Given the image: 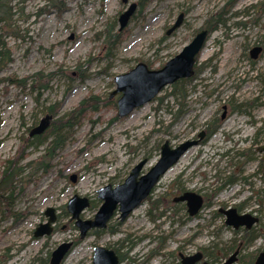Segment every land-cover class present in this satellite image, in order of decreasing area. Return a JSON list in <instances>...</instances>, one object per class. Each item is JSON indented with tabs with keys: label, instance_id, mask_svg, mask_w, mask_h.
Instances as JSON below:
<instances>
[{
	"label": "rangeland",
	"instance_id": "374dc122",
	"mask_svg": "<svg viewBox=\"0 0 264 264\" xmlns=\"http://www.w3.org/2000/svg\"><path fill=\"white\" fill-rule=\"evenodd\" d=\"M15 1L22 18L15 26L24 37L7 39L13 61L0 76L20 78L60 68L64 74L53 80L50 90L42 93L38 102L35 93L21 92L13 86L5 91V83L0 82V162L15 152L19 136L28 134L26 129L35 117L37 122L43 117L40 112L45 105L61 101L64 112L90 93L105 98L115 88L114 76L134 67L136 58L154 61L156 68L180 52L210 14L225 8V24L209 34L198 59V65H203L197 77L185 85L187 96L182 107L167 86L154 100L123 117L114 119L116 107L103 106L75 129L72 139L53 161L52 169L43 175L36 172L35 182L30 181L16 200L15 211L26 215L17 222L11 217L0 221V264H41V259L66 241L74 244L61 264H92L95 245L118 247L124 255L121 264H176L167 252L178 245L187 250L180 252L189 254L199 246L225 244L233 238L238 243L240 234L234 235L229 227L221 228L223 218L212 216L219 207L245 201L242 212L260 210L264 223V178L257 170L259 156L248 158L254 148L256 128L264 121L260 81V75H264V0H151L130 18L128 32L112 58H105L97 37L106 23L117 30V17L126 7L121 0ZM58 2L62 4L60 12L52 7ZM181 12V26L162 41L165 30ZM257 45L263 48L252 66L245 54ZM88 58H93L87 69L89 76L80 82L75 66ZM258 96L262 104L247 110L249 115L230 110L229 101L237 105ZM224 104L227 111L220 128L204 144L190 148L161 177L151 194L153 201L167 193L163 197L165 204L185 190L204 194L207 205L197 218L183 224L176 222L175 217L169 216L184 210L181 203L171 202L160 208L165 217L154 222L148 213L150 201H144L123 224L118 225L117 218H113L111 230L96 234L90 231L79 238L65 209L69 198L77 194L96 202L97 188L111 183L116 175L118 180L124 178L143 156L153 165L159 157L157 144L168 140L174 146L192 137L209 119L221 118ZM263 140L264 136L259 138V142ZM44 146L30 148L26 160L39 156ZM71 175H75L74 182ZM97 205L98 202L94 208L85 209L82 217L92 218ZM47 207L54 208L57 214L54 229L48 236L35 238L33 230L46 221L43 212ZM263 248L261 235L241 253Z\"/></svg>",
	"mask_w": 264,
	"mask_h": 264
},
{
	"label": "water",
	"instance_id": "95a60500",
	"mask_svg": "<svg viewBox=\"0 0 264 264\" xmlns=\"http://www.w3.org/2000/svg\"><path fill=\"white\" fill-rule=\"evenodd\" d=\"M126 3L127 0H122ZM137 4L132 2L128 7L118 15V29L122 30L129 23L130 18L135 13ZM183 14L180 13L174 24L169 28L167 34L176 29L182 21ZM208 35L207 30L202 29L196 33L192 40L186 44L183 49L175 56L170 58L163 66L159 68H149L146 63L139 61L129 71L115 75L113 82L115 88L110 96L118 95L116 104V114L123 117L131 113L135 108L143 106L151 101L162 88L170 85L182 78H190L193 73V67L196 57L201 51ZM259 47L254 48L255 54ZM52 116L47 114L29 131V136L43 133L50 124ZM202 133L199 134V137ZM197 140H185L175 147H171L168 140L160 147V155L157 161L151 166L147 173L139 175L140 169L146 163L144 158L136 164L123 183L116 187L105 185L97 189V197L102 204L91 219H82L81 212L89 206V200L86 196L73 195L66 203V210L70 218L74 220L75 226L79 230V237L84 238L87 232L93 228H103L113 214V211L119 206L120 217L124 219L130 211L137 207L151 192L153 186L159 178L171 168L185 154L187 150L197 145ZM261 153V159L264 161V142L257 147ZM264 172V163L262 166ZM72 182L75 181V175L70 176ZM174 200L186 201L188 212L192 215L197 213L202 205V197L194 192H185ZM225 215V225L237 229L241 226L250 227L257 222V218L250 213H238L235 208L230 207L220 210ZM47 218L45 222L39 223L33 231L34 237H43L51 234L53 225L56 222L55 209L47 207L44 212ZM71 242H62L50 254V264H61L65 258ZM201 258L198 252L195 256L182 260L183 264H193ZM236 259V252L229 256L223 264H232ZM118 256L112 249L104 246H95L93 250L92 264H118ZM203 264H208L204 262ZM254 264H264V251L260 252Z\"/></svg>",
	"mask_w": 264,
	"mask_h": 264
},
{
	"label": "trees",
	"instance_id": "16d2710c",
	"mask_svg": "<svg viewBox=\"0 0 264 264\" xmlns=\"http://www.w3.org/2000/svg\"><path fill=\"white\" fill-rule=\"evenodd\" d=\"M150 1L151 0L137 1L139 13ZM52 7L55 8L57 12H60L62 4L61 2H58L53 4ZM43 9H47L46 12H49V8L44 7ZM20 11L21 9L18 8L17 1L0 0V74L4 71L7 65L13 61L12 50L8 46L7 39L10 37L14 39H23L24 37V35L20 33L19 28L15 26V22L18 19H22L20 17ZM224 16L225 8H222L217 13L210 14L204 20L202 27L207 28L208 31L212 33L225 24ZM112 21L115 22V19ZM106 25L107 26L98 33L97 38L102 42V50H104L105 58H112L115 49L126 36L128 27L118 31L115 29L113 24L106 23ZM26 31V29L22 30L24 34H26ZM92 59L93 58H88L84 61H79L75 66L76 79L78 81H84L89 76L87 69L89 62ZM135 60L139 61L141 59L136 58ZM144 62L148 65V67H154V61L144 60ZM61 69L62 68L49 72L38 71L20 78L16 76H0V82L5 83V91H7L9 86H13L18 88L21 92L29 91L35 93L36 95L34 98L38 102L42 93L50 90L53 80L59 74L63 73ZM191 79L192 78L181 79L170 86L171 95L180 100V107H182V102L187 96L185 85L189 84ZM263 80L264 77H262L261 82H263ZM66 89L68 90L69 87ZM254 101L255 99L251 101H244L237 105L233 104L231 101V107L232 109H247L249 105L251 106L254 103ZM103 106L115 108V100L110 98L109 95L102 98L97 94L90 93L84 96L70 110L64 112H61V101L52 102L42 108L40 112L41 114H49L52 116V120L48 128H46V130L41 134H35L32 136L23 134L19 136V144L15 152L0 162V221L11 217L14 222H17L26 215V212H16L14 204L22 195L27 185H29L28 183H30V181L35 182L33 175L38 171H40L43 175L51 170L54 165L53 161L59 155V152L72 139L75 129H77L85 120L90 119L91 114L93 112H98ZM180 111L181 109L178 110L177 114H180ZM116 118L117 116L114 117V119ZM36 123L37 119L35 117L31 127ZM31 127L26 129L27 133ZM44 144L45 146L41 150L39 156L26 160L30 155V148L37 149ZM158 146L159 144H157L156 149H158ZM240 154L244 156V153ZM261 175L264 178V174L262 173ZM227 182H230L229 177ZM258 193L259 191L256 190V194ZM147 200L150 201V197H148ZM160 202H163L161 198L150 201V212L152 209H156ZM168 202H170V200H168ZM165 206H168V204L166 203ZM241 206L242 204H238L237 208L240 210ZM90 207H94V202H92ZM258 213L260 214V212ZM258 231L259 233H264L263 222L259 224ZM233 234H238V230H235ZM236 245L237 242L234 238L228 243H225V258L234 250ZM214 249H217L215 245ZM207 255H210V252H208ZM47 261L48 255L40 260L41 264H47ZM247 263L248 261L244 260L243 264Z\"/></svg>",
	"mask_w": 264,
	"mask_h": 264
},
{
	"label": "flooded vegetation",
	"instance_id": "af4514ba",
	"mask_svg": "<svg viewBox=\"0 0 264 264\" xmlns=\"http://www.w3.org/2000/svg\"><path fill=\"white\" fill-rule=\"evenodd\" d=\"M137 3V2H136ZM138 5V4H137ZM125 9V8H124ZM182 13V12H181ZM183 14V13H182ZM178 17V16H177ZM177 19V18H176ZM175 19V20H176ZM182 19H183V17H182ZM175 20H174V22H175ZM174 22L165 30V32H164V34H163V36H162V41H165L167 38H169V36H171L172 34H173V32L176 30V29H178L180 26H181V24H182V21H181V24L176 28V29H174L173 31H171L169 34H167V31L169 30V28L174 24ZM202 29H205V30H207V32H208V35H207V37H206V40H205V42H204V44H203V47H202V49H201V51L203 50V48H204V45H205V43H206V41H207V38H208V36H209V34H210V32L208 31V29L207 28H204V27H200V28H198V29H196L195 31H194V36L196 35V33L198 32V31H200V30H202ZM193 36V37H194ZM192 37V38H193ZM192 38H191V40H192ZM190 40V41H191ZM189 41V42H190ZM188 42V43H189ZM255 47H259L260 49H259V51H258V53H256L255 54V52L253 51L254 50V48ZM254 48H252V49H250L249 51H248V54H245V57H246V59H247V61H248V63L250 64V65H254L255 64V62L257 61V58L259 57V54L262 52V46L261 45H257V46H255ZM201 51L199 52V56H200V54H201ZM177 53H175L174 55H172V56H170L169 57V59L170 58H172L173 56H175ZM199 56L197 57V59H196V61H195V64H194V73H193V75L190 77V78H192L191 79V81L192 80H194L196 77H197V74L199 73V71L201 70V67H202V65H198V59H199ZM168 59V60H169ZM167 60V61H168ZM167 61H165L164 63H162V65H164ZM161 65V64H160ZM161 65V66H162ZM262 77H264V75H260V81H261V79H262ZM181 80V79H180ZM179 81V80H178ZM201 81V80H200ZM177 82V81H176ZM262 83V92L264 93V80H263V82H261ZM174 84V83H173ZM172 84H170V85H168V86H171ZM165 87H167V86H165ZM164 87V88H165ZM196 87V85H194L193 86V89ZM164 88H162L161 89V91L164 89ZM160 91V92H161ZM211 91L208 93V95H211ZM260 96H258V97H256V98H252L251 100H253V99H255V101H254V103L250 106H248V108L247 109H244V108H237L236 109V111L238 112V113H240V114H244V115H249L250 113L249 112H247V110H249L250 109V111L252 110V109H254L257 105H261L262 104V102H259V100H260ZM251 100H249V101H251ZM232 101V100H231ZM244 102V101H243ZM234 103V102H233ZM240 103H242V102H239V103H237V104H240ZM231 106V102L229 101V107ZM221 109H222V113H221V118H211V119H209L207 122H206V124H205V126H204V128L202 129V130H200V131H198L195 135H193L192 137H190V138H187V139H185V140H197L198 141V143H197V145H201V144H204L206 141H207V139L214 133V132H216L219 128H220V122H221V119H223L224 117H225V114H226V111H227V105H222V107H221ZM230 110L232 111V110H235V109H232V107H230ZM200 133H202V136L201 137H199V134ZM264 136V121H262V123H260V124H258V126H257V128H256V131H255V134H254V139H253V141L255 142V144H254V148L253 149H251L250 150V154H249V157L248 158H251V159H253V155L254 156H256V155H258L259 157L257 158V170L259 171V173H260V175L263 173L264 174V172H263V169H262V166H263V163H264V161L261 159V153L260 152H258L257 151V147L259 146V145H257V146H255L256 144H261L262 142H264V140L262 141V142H259V138L260 137H263ZM185 140H183V141H185ZM183 141H181V142H183ZM181 142H179V143H181ZM164 143V142H163ZM162 143V144H163ZM178 143V144H179ZM162 144H160L159 146H158V149H156L157 151H159V155H160V147H161V145ZM177 144V145H178ZM171 145V144H170ZM177 145H171V147H175V146H177ZM197 145H195V146H197ZM194 147V146H193ZM188 151V150H187ZM186 151V152H187ZM252 151V152H251ZM185 152V153H186ZM248 154V153H247ZM246 154V155H247ZM225 155V154H224ZM144 158H146L147 159V161H146V163L143 165V167L140 169V171H139V175H138V177L139 176H141V175H143V174H145V173H147L148 172V170H149V168L151 167V166H153V165H149V158L147 157V156H143V158L142 159H144ZM159 158V157H158ZM142 159H140L138 162H140ZM138 162L136 163V164H138ZM136 164H134L131 168H130V170L128 171V173H127V175L124 177V178H122V179H120V180H118V178H119V175H116V176H114L113 178H111L110 180H111V183H107V184H105V185H111V187H116L117 185H120L121 183H123V181L125 180V178L129 175V173H130V171L132 170V168L136 165ZM149 165V166H148ZM146 167H148V168H146ZM261 170V171H260ZM262 172V173H261ZM262 176V175H261ZM161 179V178H160ZM159 179V180H160ZM158 182L159 181H157V183L153 186V188L151 189V192L149 193V195L137 206V207H135L132 211H130L129 212V214L124 218V219H122L121 217H120V215H121V212H120V210H119V206L117 205V207L115 208V210L113 211V214L111 215V217L109 218V220L107 221V223H106V226L105 227H103V228H93V229H91V230H89L88 232H90V231H93V233H95L96 234V232L98 233L99 231H103V230H106V229H108L109 228V230H111V227L109 226L110 225V222H111V220L113 219V218H117V221H116V223L119 225V224H123L127 219H128V217L133 213V211L135 210V209H137L138 207H140V205H142L143 204V202L144 201H148L147 200V198L148 197H150V201H152L151 200V194H152V192H153V190H154V188L156 187V185L158 184ZM104 185V186H105ZM101 187H103V186H101ZM100 188V187H99ZM99 188H97V189H99ZM97 189H96V191H97ZM189 191H191V192H194V193H196V194H199L201 197H202V205H201V207H200V209L197 211V213H195V214H190L189 212H188V207H187V204H186V201H181V200H174L175 198H177L178 196H181L183 193H185V192H189ZM167 194V193H166ZM166 194H164V195H162V196H159L158 198H161L162 200H163V197H165L166 196ZM87 197V196H86ZM95 200H96V202H98V205H97V207H96V209H95V213H96V211L98 210V208L100 207V205L102 204V202H101V200L97 197V192H95ZM88 198V200H89V206H88V208L87 209H89V208H91L90 206H91V204H92V202H94V204L96 203L95 201H92V199H90L89 197H87ZM157 198V199H158ZM211 198V197H210ZM168 200H170V202H168ZM211 200V199H210ZM210 200H209V202H208V204H210ZM171 202L172 203H181L182 204V208H183V210H184V212H172L171 214H172V216H169V217H175L176 218V222H178V223H180V224H183V223H185V222H187L188 220H193V219H195V218H197L198 217V215H199V211L203 208V206L205 205V203H206V205H207V201H206V197H205V195L204 194H201V193H199V192H197V191H193V190H185V191H182V192H180L179 194H177L176 196H174L172 199H167V204H171ZM245 203V201H242L240 204H242V206H241V208H240V210L237 208V205L238 204H235L234 206H225V207H222V208H217L216 210H214L213 211V213H212V216L214 217V218H216V217H221V218H223V221H222V223H221V228H223V229H225V228H228L227 226H225V215L220 211V210H224V209H226V208H228V207H233V208H235L236 209V211L237 212H241L242 213V209H243V207H244V204ZM166 204L164 203V201L163 202H160L158 205H157V208L156 209H152V212H148L149 213V218L151 219V221H156V220H161L163 217H165V212H162V210L160 209L161 208V206H165ZM165 207H167V206H165ZM94 208V207H93ZM151 208V207H150ZM86 209V208H85ZM85 209L81 212V214H80V217L82 218V219H85V218H83L82 217V214H83V212L85 211ZM92 209V208H91ZM149 211H150V209H149ZM155 211H157V212H155ZM66 212H67V210H66ZM258 212H260V210H254V211H250V213L252 214V216H254V217H256L257 218V222H255V223H253L250 227H245V226H241V227H239L238 229H232V228H228V229H230L231 230V232L232 233H234L235 232V230H238V235L240 234V236H239V238H238V243H237V245H236V247L234 248V250L232 251V252H230L228 255H227V257L226 258H228L229 256H231L232 254H234L235 252H236V259H235V263H238V264H243L244 263V260H247L248 261V263L247 264H254V262H255V260H256V258H257V256H258V254L260 253V252H262V251H264V248L263 249H260V250H258V251H255L254 253H241L243 250H245V249H247V247H249L250 245H252V243L254 242V241H256V239L259 237V236H261V235H264V233H259V231H258V229H255L257 226H259V224L261 223V215L258 213ZM68 213V212H67ZM94 213V214H95ZM70 215V214H69ZM94 216V215H93ZM93 218V217H92ZM87 219H91V218H87ZM71 220V219H70ZM73 221V224H74V220H72ZM75 225V224H74ZM77 228V227H76ZM77 230H78V228H77ZM78 232H79V230H78ZM87 232V233H88ZM112 232H114V231H112ZM87 235V234H86ZM80 238V237H79ZM80 239H83V238H80ZM71 242V245H70V247H69V249H68V251H67V254H68V252L70 251V249H71V246L74 244L72 241H70ZM214 245L217 247V249H214ZM95 246H98V245H95ZM94 246V247H95ZM100 246H103V245H100ZM94 247H93V249H92V258H93V250H94ZM104 247H106V248H108V249H112L114 252H115V254L118 256V259H119V261H118V264H121L123 261H124V255H123V253H120V251H119V248L118 247H108V246H104ZM179 250V251H178ZM180 250L182 251V252H187V250H186V248H184V250H182V246H180V245H178V246H176L175 248H174V250H172V251H169V252H167L168 254H169V257H170V259H171V261L172 262H175L176 264H183L182 263V260L183 259H185V258H190V257H193V256H195L198 252H200L201 253V258L199 259V260H197V261H195V262H193V264H203L204 262H206V263H208V264H216V263H219V264H223L224 262H225V255H224V250H225V244H223V243H220V245L216 242V243H212V244H210V245H206V246H199L198 247V249H195L192 253H189V254H185V253H182V252H180ZM52 252V251H51ZM51 252H50V254H51ZM208 252H210V255H207V253ZM50 254H48V261H47V264H50L49 263V259H50Z\"/></svg>",
	"mask_w": 264,
	"mask_h": 264
}]
</instances>
